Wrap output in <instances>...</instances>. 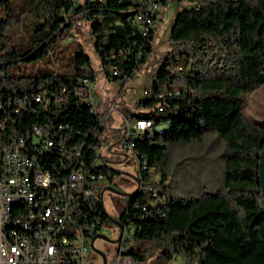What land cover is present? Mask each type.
Segmentation results:
<instances>
[{"label": "trees", "instance_id": "16d2710c", "mask_svg": "<svg viewBox=\"0 0 264 264\" xmlns=\"http://www.w3.org/2000/svg\"><path fill=\"white\" fill-rule=\"evenodd\" d=\"M156 1L159 7L165 4V0ZM142 3L36 0L26 41L12 44L5 34L11 0H0V121L5 125L0 128V154L13 132L23 134L33 125L52 122L63 126L55 136L62 142L63 155L56 146L52 148L53 156L41 162L46 168L55 163L66 174L75 164L72 152L77 149L86 165L99 162L90 168L105 176L114 173L99 154L104 129L100 115L73 92L81 79L96 81L90 59L81 52L71 62L59 60L58 66L53 51L59 37L77 28L69 20L72 15L83 12L80 19L88 21L104 77L113 82L130 78L152 52L160 14L158 9L148 15L150 24L140 31L135 20L140 10L144 12ZM187 5L171 26L173 48L154 72L151 96L139 99L130 116L164 129L151 139H133L138 164L145 162L158 180L152 182L150 174L142 171L137 190L127 196L117 222L127 233L124 242L130 227L133 240L123 255L135 264H172L176 258L185 264H264L259 178L264 121H250L243 112V96L264 86V0H196ZM48 57L52 63L37 65L32 73H10L11 65L18 62L37 64ZM64 63L69 69L61 68ZM36 96L45 98V107L34 102ZM19 101L25 107L12 118ZM209 133L225 146L220 190L173 197L167 184V150L201 143ZM93 208L89 215L98 220V231L107 216L101 202L96 201Z\"/></svg>", "mask_w": 264, "mask_h": 264}, {"label": "rangeland", "instance_id": "374dc122", "mask_svg": "<svg viewBox=\"0 0 264 264\" xmlns=\"http://www.w3.org/2000/svg\"><path fill=\"white\" fill-rule=\"evenodd\" d=\"M36 0H11V14L7 20L5 34L11 39L12 44H24L32 22V10ZM189 5L179 0H165L159 7V15L155 24V35L151 42L152 52L138 71L130 78L120 82L109 81L102 74V65L94 48V39L88 32V23L83 21L80 28L68 29L58 38L57 47L54 49L55 64L60 66L59 60L71 62L78 53H84L90 59V68L96 75L95 108L103 122L101 134V147L99 154L106 160L109 170L114 173V180L105 181L102 185V203L107 218L97 232L100 236L92 244H86L85 264H112L118 257L120 245L119 216L127 203V196L133 194L139 185L141 177L139 164L134 155L123 152L118 140L124 129V119H130L134 113L136 103L143 97V92L151 87L154 72L160 60L168 54L173 46L170 42V29L176 14ZM4 17V14H3ZM50 57L40 63L18 62L11 65L10 73L22 76L34 72L36 66L51 64ZM67 64H62L63 70L69 69ZM245 117L250 121H264V86L243 96ZM225 146L214 133L204 136L201 143L170 146L167 150L169 181L172 196L190 197L203 193H214L220 190L223 179V155ZM145 162L143 163V165ZM264 174V166H263ZM155 182L158 175L153 178ZM133 229L130 227L129 238L123 242L124 246L132 244ZM127 235V233L125 234ZM149 264V263H146ZM172 264H185L181 258H176Z\"/></svg>", "mask_w": 264, "mask_h": 264}, {"label": "built area", "instance_id": "2783aa9c", "mask_svg": "<svg viewBox=\"0 0 264 264\" xmlns=\"http://www.w3.org/2000/svg\"><path fill=\"white\" fill-rule=\"evenodd\" d=\"M189 1L181 0L185 5ZM144 12L136 16V24L140 31H144L146 25L150 24L148 15L159 9L156 0H145ZM82 13L72 15L70 21H75L76 27L80 28L83 21ZM104 75V72L101 71ZM95 82L88 79H81L78 87L74 89V94L84 99L88 105L97 108L95 100ZM143 97L149 96V89L143 92ZM34 102H47L44 97L36 96ZM18 106L12 109V118L18 115L20 107L24 108V101H19ZM10 117V116H9ZM163 126L148 124L142 119H124V129L118 140L120 149L125 153L133 155L132 141L136 134H144L148 139L155 136V129ZM63 130L61 125H52L47 122L44 125H36L34 130H27V137L12 136V144L3 155H0L1 174V194H0V234L5 231L7 224H24L28 211V196L36 195L37 203L42 206V213L38 216V222L34 226V231L24 232L32 235V246H23V241H19V233H9L12 237V246H4L0 243V264H62V258L68 257V250L80 251L81 262H84L86 244L92 242L97 235L95 226L98 220H93L90 215H86V206H93L100 200L102 195V185L105 181L114 180V174L105 176L98 170V161L94 162V171H87L84 158L78 152V175L74 179L73 185L62 186V189H55V181H60L61 173L57 170L55 163H51V169H42L39 165L32 164V155H40L43 158V151L58 148L61 155L63 148L61 140L55 137ZM60 139V137H58ZM63 155V154H62ZM65 157V154H64ZM60 162L62 160L60 159ZM33 172V181L29 186H22L23 174ZM150 180L153 175L152 169H148ZM14 199L26 201V209L16 215L15 223H8L6 218V207ZM62 230H70V237H62ZM125 231H122L118 257L112 264H135L129 257L123 255L126 246L123 245Z\"/></svg>", "mask_w": 264, "mask_h": 264}, {"label": "bare ground", "instance_id": "6f19581e", "mask_svg": "<svg viewBox=\"0 0 264 264\" xmlns=\"http://www.w3.org/2000/svg\"><path fill=\"white\" fill-rule=\"evenodd\" d=\"M142 2H143L142 3L143 7H145V0H142ZM141 14H143V11L140 10V13L138 15H141ZM112 74L116 75V71H112ZM151 93L152 91L149 88V96H151ZM37 104H40L44 107V102H37ZM89 106L91 107L92 110L94 111L96 110L95 109L96 107L92 105H89ZM4 111L5 109L3 110V112ZM146 122L148 124H153L152 121L146 120ZM3 125H4V122L0 121V128H3ZM35 127L36 125H33L29 130H34ZM163 129H164L163 127L159 129H155V135L162 134ZM12 136L27 137V130L23 134H18L17 132H13L11 136L9 137V141L6 142L4 146L1 148L0 155H3V153L6 152L7 149H10L11 144H12ZM137 137L142 139L144 137V134H136L135 138ZM1 142H2V137L0 136V143ZM133 147H134V143L132 141V149ZM51 153H52L51 150L43 151V158H45L46 156L49 157V154ZM72 154L73 156H75L74 158L75 164L72 165L73 167H71L70 170H68L66 174H61L60 181H55V189H62V186L74 184V179L78 175L79 156H78V152H72ZM50 156L52 157L53 155L51 154ZM65 157L67 156L65 155ZM67 159H71V158L67 157ZM43 160L44 159H41L40 155H32V164L39 165V167H41L42 169H49L44 166V163L43 164L41 163ZM91 164L93 165L94 163H91ZM89 166L87 165V171H94V166L93 168H90ZM139 170H140V174L142 171H146L148 173V168H146V165H139ZM32 181H33V172H26L25 174H23L22 186H29V183H32ZM0 194H1V174H0ZM35 203H37V196L29 195L28 196V207L29 208L27 211L26 222H24V224L5 225V231H1V234H0V243L4 244V246H12V237L9 236V233L16 232V233H19V241H23V246H32V235H26V233L24 232L34 231V226H36V222H38V216L41 215L42 213L41 204H35ZM92 208L93 206H86V215H89V211H91ZM24 209H26V201H22V199H14V201L10 202V205L6 207V218H8V223H15L16 215H18L19 212H22ZM62 237H70V230H62ZM68 257L70 258H62V264H85V262H81L80 251L78 250H68Z\"/></svg>", "mask_w": 264, "mask_h": 264}, {"label": "water", "instance_id": "95a60500", "mask_svg": "<svg viewBox=\"0 0 264 264\" xmlns=\"http://www.w3.org/2000/svg\"><path fill=\"white\" fill-rule=\"evenodd\" d=\"M263 166H264V147L260 153V160H259V178H260V184H261V195H262V199H263V203H264V174H263ZM114 224H117L118 222L112 221ZM119 225V230H120V235H119V239L118 241L121 240V235H122V231H123V227L118 223ZM100 236L96 235L92 242L94 241L95 238H98ZM91 242V244H92ZM103 264H106V261L104 259Z\"/></svg>", "mask_w": 264, "mask_h": 264}]
</instances>
